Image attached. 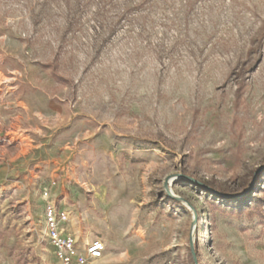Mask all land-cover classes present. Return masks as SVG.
Wrapping results in <instances>:
<instances>
[{"label": "rangeland", "instance_id": "obj_1", "mask_svg": "<svg viewBox=\"0 0 264 264\" xmlns=\"http://www.w3.org/2000/svg\"><path fill=\"white\" fill-rule=\"evenodd\" d=\"M264 264V0H0V264Z\"/></svg>", "mask_w": 264, "mask_h": 264}, {"label": "built area", "instance_id": "obj_2", "mask_svg": "<svg viewBox=\"0 0 264 264\" xmlns=\"http://www.w3.org/2000/svg\"><path fill=\"white\" fill-rule=\"evenodd\" d=\"M55 206L49 203L44 212V238L49 246L54 249L60 264H87L100 259L104 253V243L96 239L83 246L70 234L60 230L59 224L64 217H60Z\"/></svg>", "mask_w": 264, "mask_h": 264}]
</instances>
